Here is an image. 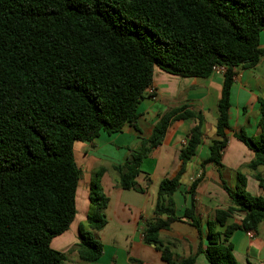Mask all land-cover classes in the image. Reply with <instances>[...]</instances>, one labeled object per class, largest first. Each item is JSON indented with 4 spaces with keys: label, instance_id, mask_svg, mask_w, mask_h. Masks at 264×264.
<instances>
[{
    "label": "trees",
    "instance_id": "16d2710c",
    "mask_svg": "<svg viewBox=\"0 0 264 264\" xmlns=\"http://www.w3.org/2000/svg\"><path fill=\"white\" fill-rule=\"evenodd\" d=\"M264 0H0V264H64L51 241L75 220L81 170L74 157L77 142L121 133L134 125L137 111L152 88L155 69L180 78L205 79L223 67L217 103L216 137L201 174L187 188L189 205L177 213L174 195L202 141L203 114L187 107L162 115L148 139L129 149L127 160L112 164L121 190L144 193L136 179L148 154L161 145L178 121L192 126L179 150L173 176L161 180L153 216L146 221L143 243L154 245L165 264H238L231 238L255 232L264 221V199L246 191L237 173L230 188L222 179V155L228 143L230 92L238 70L253 69L264 55ZM155 97V93L153 94ZM259 134L241 130L234 138L253 159L250 171L264 168V96L259 98ZM207 165L216 167L229 205L206 220L205 238L180 258L161 231L187 223L201 239L196 189ZM98 169L90 180V231L102 230L109 199ZM145 175V174H144ZM147 186L150 184L145 175ZM259 186L264 179L255 175ZM238 221L229 223L230 219ZM78 228V258L97 261L103 245ZM134 264H142L131 259Z\"/></svg>",
    "mask_w": 264,
    "mask_h": 264
},
{
    "label": "crops",
    "instance_id": "0c3cea01",
    "mask_svg": "<svg viewBox=\"0 0 264 264\" xmlns=\"http://www.w3.org/2000/svg\"><path fill=\"white\" fill-rule=\"evenodd\" d=\"M259 46L264 49V31L260 35ZM222 81L221 73H212L205 79H193L175 77L155 69L152 83L155 97H147L141 102L135 124L126 126L121 133L112 136L102 134L93 143L82 145L85 153L81 159L85 164L82 170L75 159L81 170V176L82 172L89 167L88 164L92 167L96 166L94 167L97 168L96 171L100 168L105 170L100 179V185L109 199L105 210L107 223L100 231H90L93 238L103 245V250L101 257L93 263L81 261L77 252H72V255L66 257L64 264H134L131 259L140 261L142 264H165L154 245L143 243L142 232L146 221L153 216L161 180L173 176L179 166V150L185 143L192 123L190 121L173 123L168 128L161 145L153 149L143 160L141 165L143 175H140L136 181L145 190L144 193L134 190L125 191L116 187L115 174L111 166L124 163L129 156V149L138 147L141 139L150 138L160 117L168 111L187 107L188 110L201 112L204 117L202 141L182 178L183 180L187 176L186 183L184 184L181 180V188L174 195L177 213L181 214L189 205V196L184 197L183 193L200 176V164L208 157V147L216 137V107L220 98ZM263 96L264 55L253 69L238 70L234 78L230 92L228 143L221 163L222 179L230 188L235 187L237 173H241L246 179V191L264 199V188H261L255 179V175L264 179V168L259 167L256 171L247 169L246 165L253 159V153L234 138V134L241 130L249 137H256L259 134L258 100ZM102 162L104 165H100ZM95 172L91 175L89 184ZM144 174L150 179L148 186ZM196 203L201 219V239L193 227L182 222L174 223L170 230L160 232V239L165 243H171L173 252L180 258L194 252L200 241L203 247L206 245V220L215 210L229 205V197L223 190L219 173L213 165H207L204 168L203 177L196 189ZM86 209L87 215L90 204ZM86 218V216L81 217L78 222L85 221ZM239 219L234 217L229 220V223ZM231 243L238 264H264V221L259 224L255 232H235ZM72 256L77 258L72 259ZM195 264L208 263L205 256L199 254Z\"/></svg>",
    "mask_w": 264,
    "mask_h": 264
},
{
    "label": "rangeland",
    "instance_id": "374dc122",
    "mask_svg": "<svg viewBox=\"0 0 264 264\" xmlns=\"http://www.w3.org/2000/svg\"><path fill=\"white\" fill-rule=\"evenodd\" d=\"M83 144H86V143H81V142L75 143V149H74L75 159L77 160L78 165L81 166V170L84 164L83 160L81 159L83 155H85L84 147H82ZM100 165H104V162H102V164ZM88 166H89L88 167L89 169L87 168V170L85 169L82 172L81 181L79 183V187L77 191V196H76L77 213L75 216L76 219L71 224L70 229L67 231V233H65L62 236H58L51 241V248L56 252L64 254L65 257L69 256L70 254L72 255L74 252H77L76 249H77V245L79 242L78 241V237H79L78 228L81 226L83 231L85 232L90 231L87 225L86 219L85 221H82L80 223L78 222L81 217L85 218V216L87 217L88 215V214L86 215L85 213H87L86 208L89 204L88 199H87L89 179L91 175L97 169V168L96 169L94 168L96 166L92 167L91 164H88ZM186 180H187V176L184 177L182 182L185 184ZM75 257L72 256L71 258L73 259Z\"/></svg>",
    "mask_w": 264,
    "mask_h": 264
},
{
    "label": "built area",
    "instance_id": "2783aa9c",
    "mask_svg": "<svg viewBox=\"0 0 264 264\" xmlns=\"http://www.w3.org/2000/svg\"><path fill=\"white\" fill-rule=\"evenodd\" d=\"M224 71H225V69L223 67L215 66V67L212 68V73H221V74H223ZM147 93L151 96V98H154L153 97L154 90L152 88H150Z\"/></svg>",
    "mask_w": 264,
    "mask_h": 264
}]
</instances>
